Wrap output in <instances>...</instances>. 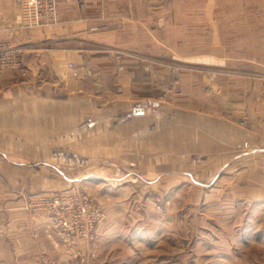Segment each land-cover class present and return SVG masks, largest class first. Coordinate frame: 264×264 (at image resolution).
Segmentation results:
<instances>
[{
  "label": "crops",
  "instance_id": "obj_1",
  "mask_svg": "<svg viewBox=\"0 0 264 264\" xmlns=\"http://www.w3.org/2000/svg\"><path fill=\"white\" fill-rule=\"evenodd\" d=\"M55 1L58 21L25 31L14 27V0H0V39L18 46L22 60L19 69L0 72V196L12 195L22 177L41 179L48 187L57 185L58 177L70 178L54 163L74 159L80 148L95 155L98 146H129L132 134L150 133L155 112L145 113L142 104L134 108L123 101L136 97L129 90L135 79L126 73L119 80L129 85L119 94L110 89V68H138L131 54H141L151 57L155 67L156 100L154 94L147 95L143 106H156V164L200 163L207 164L208 171L218 164L211 174L200 175L217 184L216 193L249 205L264 204L261 66L251 65L250 56L221 52L215 63L204 57L201 73L156 66V55L166 52L156 44L154 8L147 18L132 6L121 14L122 23L112 27L114 0ZM257 31L246 28L244 35L256 36ZM228 34L229 28H217L218 51H234L239 43L226 41ZM105 48L125 54L118 59ZM69 63L76 68L70 69ZM113 99L119 101L113 104ZM142 139L136 143L144 144ZM57 150H62L59 157ZM39 166L44 169L37 170ZM54 169L59 174H53ZM183 175L194 179L188 170ZM221 181L226 187L219 186ZM7 199L0 202V264H70L69 256L54 244L45 219Z\"/></svg>",
  "mask_w": 264,
  "mask_h": 264
},
{
  "label": "rangeland",
  "instance_id": "obj_2",
  "mask_svg": "<svg viewBox=\"0 0 264 264\" xmlns=\"http://www.w3.org/2000/svg\"><path fill=\"white\" fill-rule=\"evenodd\" d=\"M113 6L112 27L122 23L121 14L132 6L147 18L155 9L156 44L166 52L156 55V66L201 73L206 69L200 67L207 61L204 57L209 55L215 63L221 52L250 56V64L264 70V0H114ZM217 28H229L226 41L239 42L234 51H218ZM246 28L260 31L256 36L244 35ZM105 49L118 59L125 54ZM131 55L139 67H111L110 89L119 94L127 87L119 80L126 73L135 79L129 90L136 97L123 101L134 108L142 104L145 113L155 112L150 133L132 134L129 146H98L95 155L80 148L79 156L69 162L54 163L70 178L58 177L59 183L48 187L41 179L22 177L13 185L12 195L0 196V202L10 197L43 217L54 244L69 256L70 264H264V204L249 205L216 193L217 184L200 175L211 174L218 164L210 171L200 163L156 164V106H143L147 95L154 94L156 100L155 67L151 57ZM211 73L215 76L216 70ZM142 138L144 144L138 145ZM61 152L57 150L56 157ZM185 170L193 173L192 181L183 175ZM219 186L226 184L221 181ZM81 244L85 248L80 249Z\"/></svg>",
  "mask_w": 264,
  "mask_h": 264
},
{
  "label": "built area",
  "instance_id": "obj_3",
  "mask_svg": "<svg viewBox=\"0 0 264 264\" xmlns=\"http://www.w3.org/2000/svg\"><path fill=\"white\" fill-rule=\"evenodd\" d=\"M17 15L14 27L20 30H32L58 21V8L55 0H14ZM20 49L8 41L0 39V72L21 67ZM74 69L75 65L69 63ZM215 75V74H214Z\"/></svg>",
  "mask_w": 264,
  "mask_h": 264
}]
</instances>
